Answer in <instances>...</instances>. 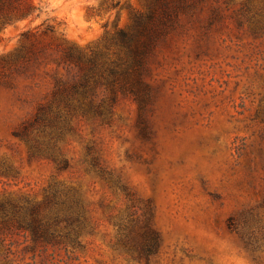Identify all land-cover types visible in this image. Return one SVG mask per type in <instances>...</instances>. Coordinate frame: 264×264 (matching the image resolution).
Instances as JSON below:
<instances>
[{
	"label": "rangeland",
	"instance_id": "1",
	"mask_svg": "<svg viewBox=\"0 0 264 264\" xmlns=\"http://www.w3.org/2000/svg\"><path fill=\"white\" fill-rule=\"evenodd\" d=\"M0 264H264V0H0Z\"/></svg>",
	"mask_w": 264,
	"mask_h": 264
},
{
	"label": "trees",
	"instance_id": "2",
	"mask_svg": "<svg viewBox=\"0 0 264 264\" xmlns=\"http://www.w3.org/2000/svg\"><path fill=\"white\" fill-rule=\"evenodd\" d=\"M124 38H126V36H124ZM133 36H130L129 39H127V48L131 50V43L133 42ZM62 83V81H59ZM68 84L71 85L72 88H79L80 86L82 87V84L80 83V81L76 78V77H71L68 79Z\"/></svg>",
	"mask_w": 264,
	"mask_h": 264
}]
</instances>
